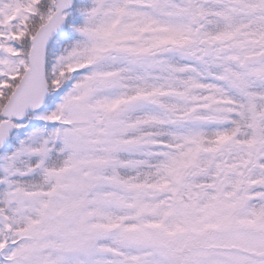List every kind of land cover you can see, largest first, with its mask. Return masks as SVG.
<instances>
[{
  "label": "snow or ice",
  "instance_id": "1",
  "mask_svg": "<svg viewBox=\"0 0 264 264\" xmlns=\"http://www.w3.org/2000/svg\"><path fill=\"white\" fill-rule=\"evenodd\" d=\"M0 264H264V0H0Z\"/></svg>",
  "mask_w": 264,
  "mask_h": 264
}]
</instances>
